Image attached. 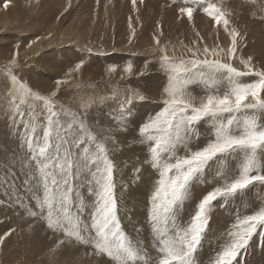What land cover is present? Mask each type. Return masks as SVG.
Masks as SVG:
<instances>
[{
	"label": "rangeland",
	"instance_id": "rangeland-1",
	"mask_svg": "<svg viewBox=\"0 0 264 264\" xmlns=\"http://www.w3.org/2000/svg\"><path fill=\"white\" fill-rule=\"evenodd\" d=\"M210 2L231 13L227 17L229 28L240 33L236 57L230 62L243 69L241 58L252 57L255 69L264 70V0ZM5 3L6 0H0V236L10 229L14 231L0 246V264L108 263L106 258L91 255L88 246L77 244L83 249L77 251L72 244L75 242L65 241L57 248L63 238L61 233L50 230L40 216L27 214L26 208L33 205L34 197L24 186L25 175L32 170L23 143L25 129L19 120L14 123L9 118L7 108L9 69L31 89L46 95L55 88V81L81 60L84 62L81 73L61 87L57 104L78 114L94 132L113 138L105 142L117 167L116 191L124 229L133 240L142 242L154 259L157 254L146 217L148 194L157 174L142 163L147 148L139 142L138 125L163 107L162 88L167 78L160 69V48H166L175 59H190V50L198 51L203 59L205 47L218 52L223 49L226 53L231 45L230 35L222 25L214 27V22L200 9L193 13L192 22L186 16L180 18L178 9L183 6L182 0H136L135 10L132 0H7V7ZM154 37L159 38V47ZM32 40L37 42L29 48ZM17 51L18 67L13 68L11 61ZM208 58L213 57L209 54ZM128 63L133 64L131 75L123 71ZM113 66L116 71L109 73ZM255 79L248 75L242 81ZM189 91L196 97V103L205 95L201 86L192 85ZM134 93L145 99L134 98ZM129 98L133 100V114L139 113L134 123H128L123 115ZM197 127L200 138L190 142L193 150L212 138L209 125L201 122ZM184 154V148H180L178 155ZM136 167L142 169L139 174L133 171ZM238 167L239 161L232 158L215 163L206 176L207 182L194 186L191 198L179 213L180 220L186 222L197 200L214 187L217 169L235 176ZM6 179L10 183H5ZM84 196L88 201L92 199L86 191ZM262 206L264 185L258 183L234 202L223 207L217 203L210 213L198 254L203 264H209L210 257L224 243L237 212L241 216L253 214ZM136 228H141L139 234ZM258 245V237H254L247 254L240 258L242 264H264V249ZM68 247L75 248L74 253L70 254ZM87 255L95 257L94 262H89Z\"/></svg>",
	"mask_w": 264,
	"mask_h": 264
},
{
	"label": "snow or ice",
	"instance_id": "snow-or-ice-1",
	"mask_svg": "<svg viewBox=\"0 0 264 264\" xmlns=\"http://www.w3.org/2000/svg\"><path fill=\"white\" fill-rule=\"evenodd\" d=\"M182 3L180 18L186 16L192 22L193 13L202 10L214 27L223 26L231 45L226 53L205 47L203 59L198 51L190 50L191 58L187 60L170 57L166 48H160V69L167 78L162 88L163 107L138 125L139 142L147 148L142 163L157 174L148 194L146 217L157 254L154 259L142 242L133 240L124 229L116 191L117 167L105 142L113 138L94 132L78 114L57 104L61 87L81 73L83 60L57 79L55 88L46 95L34 91L8 70L9 118L14 123L19 120L25 129L23 143L32 169L25 175L24 186L32 192L34 203L26 211L31 217L45 219L53 232L61 233L57 248L65 241L85 245L92 249L91 255L106 258L108 264H203L198 254L215 205L223 207L250 186L264 185V70L255 69L252 57L241 58L243 69L230 62L236 57L240 33L229 28L227 17L231 13L227 9L210 0ZM132 4L135 10L136 0ZM196 35L199 37V32ZM154 39L159 47V38ZM36 42L32 40L28 47ZM18 55L17 51L11 61L13 68L18 67ZM115 71V66L108 69L109 73ZM123 71L131 75L133 64L128 63ZM248 75L256 79L243 82ZM192 85L201 86L205 92L199 103L189 91ZM134 98L145 99L139 93H134ZM125 104L124 118L128 123L136 122L139 113L133 114L132 98ZM201 122L209 125L212 138L193 150L190 142L200 138L197 126ZM180 148L185 150L183 156L178 155ZM229 158L239 161L237 174L229 176L217 169L214 187L197 200L194 212L182 222L179 213L194 186L206 183L214 164ZM141 170L136 167L133 171L139 174ZM5 183L10 182L6 179ZM13 231L0 236V246ZM135 231L139 234L141 228ZM254 237L264 249V206L253 214L241 216L237 212L235 223L209 264H242L240 258L247 254Z\"/></svg>",
	"mask_w": 264,
	"mask_h": 264
},
{
	"label": "bare ground",
	"instance_id": "bare-ground-1",
	"mask_svg": "<svg viewBox=\"0 0 264 264\" xmlns=\"http://www.w3.org/2000/svg\"><path fill=\"white\" fill-rule=\"evenodd\" d=\"M61 4V3H60ZM13 14V13H12ZM113 14V13H112ZM12 17V16H11ZM124 18H125V15H124ZM170 20V19H169ZM165 25V24H164ZM157 34V33H156ZM3 51V50H2ZM73 244V246H75V248L77 247V244H75V243H72ZM69 246H70V244H69ZM64 248H66V246L64 247ZM75 248H73V249H69V247H68V249L71 251V253L70 254H72V253H74L73 251L75 250ZM78 248V250L77 251H81V250H83L80 246H78L77 247ZM61 250V249H60ZM68 250V251H69ZM86 251V250H85ZM82 253V252H81ZM78 254V253H77ZM263 254V253H262ZM75 255H76V252H75ZM79 255H80V252H79ZM88 256V255H87ZM73 258V257H72ZM77 259V258H76ZM95 259V257L94 258H92L91 257V255L90 256H88V261L89 262H92L93 260ZM78 260L80 261V259L78 258ZM101 260H104V259H102L101 258ZM69 261V260H68ZM67 261V262H68ZM72 261V260H71ZM74 261H75V258H74ZM96 261V260H95ZM30 262V261H29ZM70 262V261H69ZM87 262V261H86ZM94 262V261H93ZM74 263V262H73ZM104 263H106L105 261H104ZM87 264V263H86ZM95 264V263H94ZM100 264H102V263H100ZM108 264V263H107Z\"/></svg>",
	"mask_w": 264,
	"mask_h": 264
}]
</instances>
